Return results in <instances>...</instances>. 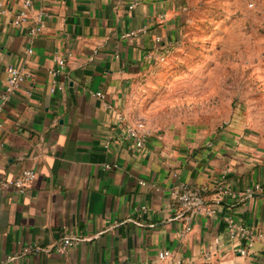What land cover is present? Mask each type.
Here are the masks:
<instances>
[{"label": "crops", "instance_id": "0c3cea01", "mask_svg": "<svg viewBox=\"0 0 264 264\" xmlns=\"http://www.w3.org/2000/svg\"><path fill=\"white\" fill-rule=\"evenodd\" d=\"M30 1L28 18L15 24L24 0H0V260L264 264L261 134L232 123L207 136L177 134L144 120L149 133L138 148L125 131L138 120V80L157 60L149 55L168 51L184 0H140L134 8L132 0ZM39 14L44 25L33 33ZM57 56L67 63L54 77ZM10 64L30 75L3 102ZM54 79L64 87L52 91ZM27 168L37 176L24 191L4 185ZM180 181L219 199L216 212L189 221L171 194ZM256 184L261 189L247 196ZM230 215L254 232L246 254L245 240L230 238ZM67 235L85 238L58 251ZM165 249L168 261L159 257Z\"/></svg>", "mask_w": 264, "mask_h": 264}, {"label": "rangeland", "instance_id": "374dc122", "mask_svg": "<svg viewBox=\"0 0 264 264\" xmlns=\"http://www.w3.org/2000/svg\"><path fill=\"white\" fill-rule=\"evenodd\" d=\"M184 1L133 115L161 132L207 136L232 123L264 138V0Z\"/></svg>", "mask_w": 264, "mask_h": 264}, {"label": "built area", "instance_id": "2783aa9c", "mask_svg": "<svg viewBox=\"0 0 264 264\" xmlns=\"http://www.w3.org/2000/svg\"><path fill=\"white\" fill-rule=\"evenodd\" d=\"M140 0H132L129 4L130 8H134ZM31 1L24 0V5L20 9L19 13L14 18L15 24H20L24 22L29 16V6ZM5 9L3 5L0 3V13L4 12ZM42 16L38 15V20L41 22L40 25L33 27L32 32H40L43 27ZM29 52L33 51V48L28 49ZM150 58L161 59L164 60L166 57L165 54L155 55V53L149 55ZM56 61L58 63V67L51 71L52 75L56 77L59 73L64 70V67L67 63V58L65 56H57ZM8 71V81L7 87L4 92L1 93V99L3 102H7L12 93L29 77L30 73L22 69L14 64H10L7 67ZM64 87L62 82L57 81V79L53 80L51 89L55 91L56 89H61ZM98 94H102V92H98ZM1 110V106H0ZM125 131L127 132L128 136L134 138L135 146L138 148L145 146L146 138L149 133L146 127V123L143 119H138L133 123H127L125 125ZM37 172L34 169H24L17 177L14 179H10L4 182V185L12 184L20 191H24L31 182L36 178ZM258 189H261L259 184H256L255 187H249L246 189L245 194L247 196L254 195ZM219 190L222 194H226L229 192V188H225L223 185L219 186ZM172 197L174 198L175 202L178 206L182 209L185 213V216L190 221L195 215L197 214H207L212 215L216 212L215 207L213 204L215 202H220L219 199H215L212 202L209 201L206 196L204 195L202 189L199 186L191 184L186 181H180L178 185L173 188ZM190 222H187L186 230H191ZM227 230L230 235L231 239L235 240H245L244 246L241 247L239 250L241 254H246L249 252V248L252 246L254 241V232L253 230L246 226L245 224L239 222L234 216H229L227 218ZM84 236H72L67 235L63 238L62 242L57 246V250L61 252H65L66 249L74 244H77L80 240L84 239ZM41 249V248H37ZM25 251H30L32 248L26 247ZM172 256V252L169 249H165L160 252L159 257L162 260H169ZM206 258L211 259V253H207ZM14 256H8L2 260H0V264H11Z\"/></svg>", "mask_w": 264, "mask_h": 264}]
</instances>
